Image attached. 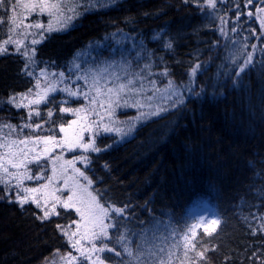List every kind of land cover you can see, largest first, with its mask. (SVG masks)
<instances>
[{
  "label": "trees",
  "instance_id": "16d2710c",
  "mask_svg": "<svg viewBox=\"0 0 264 264\" xmlns=\"http://www.w3.org/2000/svg\"><path fill=\"white\" fill-rule=\"evenodd\" d=\"M89 2L79 1L83 16L69 25V31L53 32L49 39L36 46L38 63L34 71L37 75L45 67L40 61H56L57 66L49 67L47 72L64 71L67 76V62L77 53L76 63L92 58L118 61L121 48L133 68L139 70L148 62L147 53L145 60L137 61L138 50H131L130 40L122 41L119 35L104 40L105 36L111 37L121 30L137 41L143 40L147 49L155 50L152 59L157 67L152 71L163 70L159 57H165L173 73L165 78L166 82L172 79L186 83L190 68L197 64L203 66L195 77L196 91L204 89L202 99L188 100L180 111L170 109L159 113L137 126L123 141L118 135L102 134L108 138L98 141L99 146L112 144L113 147L91 165L95 176L105 179L99 187L110 186L117 200L128 202L133 213L145 222L149 220V213L142 206L154 195L149 208L161 219H166L162 212L167 210L185 218L209 212L220 220L209 243V247L216 249L208 253L211 264H260L264 260V231L260 230L264 223V53L261 52L264 42L257 37L264 33L254 19V7H244L245 0H219L215 11L202 10L194 4L185 6L184 0H117L112 7L103 8L101 4L105 0H91L95 7L85 10L84 5ZM200 2L203 4V0ZM237 4L243 12L239 24ZM3 11L0 8V13ZM249 11L252 17L247 15ZM220 17L227 22L226 35L221 34ZM129 18L135 23H125ZM7 27V24L0 27V41L7 38ZM232 27H237V31L233 32ZM162 30L164 39L171 37L172 51L165 52L163 42L152 39ZM97 42L109 47L97 49ZM253 44L257 46L255 50ZM7 47L9 54L0 55V124L13 125L20 131L22 125L32 123L29 136L37 131L47 134L45 129L52 126L44 124L49 119V100L61 98L56 93L44 104L19 109L9 105L10 94L25 93L36 81L21 74L23 57L16 53L14 46ZM236 53L245 58L247 53L253 54V64L242 74L239 87L233 86L239 69L234 68L230 55ZM243 62V58L238 60L239 64ZM233 68L231 78H226L225 73ZM72 80L69 86L74 89ZM17 99L28 103L26 99ZM82 103L81 100L68 106L78 107ZM36 112H40L43 119ZM54 115H61L58 105ZM63 115L70 119L71 114ZM36 123L44 127L36 130ZM12 131L7 127L0 129L1 139ZM104 164L109 166L110 172L103 169ZM12 195L14 199L15 193ZM52 219L51 225L41 223L30 210L21 211L14 203L0 201V264H63L60 256L55 255L56 250L63 253L71 249L54 229L55 223L68 224L69 221ZM130 226L139 230L144 225L133 220ZM198 232L209 241L202 228Z\"/></svg>",
  "mask_w": 264,
  "mask_h": 264
},
{
  "label": "snow or ice",
  "instance_id": "6c2138e0",
  "mask_svg": "<svg viewBox=\"0 0 264 264\" xmlns=\"http://www.w3.org/2000/svg\"><path fill=\"white\" fill-rule=\"evenodd\" d=\"M218 2L219 0H203L202 4L200 0H184L185 6L194 4L202 10L211 8L213 11L216 10ZM116 3L117 0H105L101 7L110 8ZM260 4L264 5V0H260ZM249 6L256 9V18L260 21L261 30H264V17L261 16L264 13V7L258 6L256 0H245L244 7ZM79 7L78 3L68 7L64 0H15V3H12V0H0V8L4 9L3 13H0V27L8 25L7 38L0 41V55L9 54L8 45L14 46L16 53L24 59L21 74L36 81L27 92L10 94L7 103L18 109L28 108L29 105H39L44 102L48 99L49 93H66L67 97L75 98L57 101L55 97H52L49 100L51 105L47 111L49 119L45 120L44 124L52 126L45 129L47 134H39L37 131L35 135L25 139L12 140L9 144L0 143V148L9 149L6 156H0V185H3L0 189V201L14 203L20 207L21 211L30 210L32 216L41 223L51 225L54 223L52 217L66 218L69 221L68 224L55 223L54 229L66 239L67 246L71 249L63 253L59 249L56 250L55 255L60 256L63 264H211L208 253L216 249L209 247V243L212 233L220 223L219 219H208L204 215L185 218L182 214L177 216L171 210L163 211L162 214L166 219H161L160 216L153 214V209L149 208L155 199L154 195L142 206L148 211L149 220L147 222L140 220L133 213V207L128 202L117 200L110 186L99 187L105 183V179L102 176H95L91 167L94 160H98L103 153L113 147L112 144L105 145L103 148L99 146V142L108 138L102 134L115 133L123 141L134 130V125L131 123L127 127L117 126L123 122L115 119L116 109L135 108L139 112L146 106L143 102L144 94L147 92L144 87L145 81L151 85V90L155 93L159 91L158 79L173 75L165 57H159L164 65L163 70L159 73L152 71L157 67L152 59L155 56V50L147 49L143 40L137 41L135 37L121 30L118 33H112L111 37L105 36L104 40L115 39L118 35L122 41L130 40L131 50H138L135 57L137 61L145 60V53H147L148 62L144 63L139 70L133 68L132 61L127 60L121 48L120 60H106L101 65H97L93 60L90 67H82L81 64L76 63L79 56L77 53L67 62V76L64 71L47 72L49 67L57 66L54 60L40 61L45 67L40 69L39 75L34 71L38 63L36 46L49 39L53 32L69 31L68 22L83 16ZM92 7H95V3L91 0L84 5L85 10ZM66 9L72 15H65ZM235 11L237 24H239L243 16L239 4ZM45 14L49 17L46 25L41 19L36 18L43 17ZM201 14L203 15L204 11ZM247 15L252 17L253 13L249 11ZM30 18H33L31 22H29ZM125 23H135V21L129 18ZM220 23L221 34L226 35L224 25L227 22L220 17ZM231 30L236 32L237 27H232ZM18 36L24 38L31 36V48L25 45L24 39L15 38ZM257 38L264 42V35ZM152 39L162 41L165 52L173 50L171 37L164 39L163 30L155 33ZM245 39L247 40L248 37ZM108 47L106 43L97 42L96 44L97 49ZM256 47L255 44L252 45L253 50ZM261 52L264 53V49H261ZM230 55L234 68L239 69L236 71L233 86L239 87L242 74L253 64V54L247 53L246 58L242 57L241 53ZM241 58L244 59L243 64L238 63ZM201 67L203 66L197 64L190 68L189 81L186 83L168 80L162 94L168 108H158L155 112H140L136 119L139 121L146 116H159L161 111L170 109L180 111L186 107L188 100L202 99L204 89L197 92L195 88V77ZM234 68L225 73L226 78H231ZM73 76H75V82L83 81V85L76 83L75 90L69 86ZM32 95L36 98L31 99ZM17 97L20 101L28 100V103L19 102ZM153 99L155 96L147 97L149 102ZM81 100L83 103L78 107L68 106L71 103H80ZM57 105L61 114L59 117L54 115ZM147 107L150 109L151 104L149 103ZM63 114H71L75 118L67 119ZM36 115L43 119L40 112H36ZM31 117L32 112L29 111V119ZM4 127L15 130L13 125L0 124V129ZM24 127L33 129V124L27 123L21 126V128ZM34 127L40 130L44 126L36 123ZM30 144L34 147L29 148ZM16 145L25 147L14 152L12 149ZM36 145H43V147L38 149ZM56 149L59 153L54 151ZM73 150H80V152L77 154ZM65 151L72 154L71 159L65 158ZM92 154H96L94 158ZM30 164L34 165L37 171L29 168ZM78 164L84 165V168L81 169ZM102 167L106 172H110L107 164ZM26 180L34 181L36 186H26ZM13 193H15L14 199ZM59 209L64 211L60 212ZM189 219H192L191 223L188 222ZM133 220L144 226L139 230L133 229L130 226ZM72 225H75L74 229ZM200 228L203 229L204 236L209 237V241H205L200 236L198 232ZM260 230L264 231V223L261 224ZM253 231L255 232V229ZM260 264H264V260H261Z\"/></svg>",
  "mask_w": 264,
  "mask_h": 264
},
{
  "label": "rangeland",
  "instance_id": "374dc122",
  "mask_svg": "<svg viewBox=\"0 0 264 264\" xmlns=\"http://www.w3.org/2000/svg\"><path fill=\"white\" fill-rule=\"evenodd\" d=\"M14 1H15V0H14ZM79 1H81V0H64V3H65L68 7H70V6H72L73 3H78V4H79ZM256 4H257L258 6H262V7H264V5H261V4H260V0H256ZM79 10H80V7H79ZM80 11H81V10H80ZM65 15H72V13H71V12H68L67 9H66V11H65ZM261 16L264 17V13H262ZM36 18L41 19V21H42L45 25L47 24L48 19H49V17L47 16V14H45L43 17H36ZM32 19H33V18H30L29 22H31ZM254 19L256 20V22H257V26H258V28L260 29V31H261L262 33H264V30H261V28H260V21L256 18V9H255V8H254ZM74 21H75V20H74ZM74 21H69V22H68L69 25H71ZM54 25H55V21H54ZM226 25H227V24H225L224 26H226ZM32 31H36V30H32ZM17 38H18V39H21V38L24 39V43H25V45H27V46H29V48H31V46L29 45V44H31V39H32L31 36H28L27 38H24V37H20V36H18ZM36 38L39 39V37H36ZM37 46H38V45H37ZM100 58H101V57H100ZM101 59H102V58H101ZM101 59L99 60V59L92 58V59H90L89 61H87V60H85V59H81V60L78 62V64H81L82 67H89L87 63L92 64V61L94 60V61L96 62L97 65H101L102 62H103V61H101ZM153 79H157V77H153ZM72 81H73V83H74V82H75V78H74ZM158 81H161L162 84L157 83V87H158L159 91H158V92H155V93L151 90V85L148 84L147 81H145V83H144V87L147 89V92L144 94L143 102L145 103L146 106H145L144 108L140 109L139 112H138L137 109H135V108H132V109H127V108H125V109H120V108H118V109H116V116H115V119H117V120L123 122V123H121V124H118L117 126H119V127H127V126H129V124L131 123V125H134V130H135L136 127L139 126L140 124H142V123H144V122H146V121H148V120H150V119L156 117V116H146L144 119H141V120L138 121L136 118H137V116L140 114V112H144V113H147V112H149V111H153V112H155L158 108H160V109H165V108H167L168 104H167L166 100H164V99L162 98V94H163V92H164V90H165V88H166L168 82H166V79H165V78H161V77L158 79ZM41 83H42V84L44 83V80H43V79L41 80ZM76 83H79V84H82V85H83V81L75 82V83H74V90H75V87H76ZM163 85H164V86H163ZM137 86H139V85H137ZM52 94H56V93H49V96L52 95ZM58 95H59V97H60L61 99H68V97H66V96H67L66 93H58ZM148 96H155V99H153L152 101L149 102V101L147 100V97H148ZM70 99H75V98H70ZM46 100H47V99H46ZM46 100H45V101H46ZM45 101H44V102H45ZM44 102H42L41 104H44ZM149 103L151 104V108H150V109L147 107V105H148ZM155 109H156V110H155ZM161 112H164V111H161ZM161 112H160V113H161ZM35 114H36V113H35ZM69 118H70V119H74L75 117H73L72 115H70ZM29 121H30V120H29ZM30 122H31V121H30ZM34 129H35V127H34ZM134 130H133V132H134ZM31 131H32V129H28L27 127L22 128L20 131H18V130H13L12 132H9L10 135H7V137H5L4 139H1V137H0V143H3V144H9L12 140H21V139H25L26 137L29 136V134L31 133ZM133 132H132V133H133ZM9 133H8V134H9ZM111 135H116V134H115V133H111ZM128 137H129V136H128ZM126 138H127V137H126ZM24 147H25L24 145H16V146L13 147L12 150H13L14 152H16V151H19L20 148H24ZM28 147L31 148V147H34V146L30 144V145H28ZM35 147H37L38 149H42L43 145H36ZM54 151H56L57 153H59V150H58V149H56V150H54ZM73 151H74V152H77V153L80 152V150H73ZM8 152H9V149H8L7 147L0 148V156H6V155L8 154ZM64 156H65L66 159H71V158H72V154L69 153V152H67V151L64 152ZM42 159H43V158H42ZM81 166H83V165L78 164V167H81ZM29 168H31L33 171H37V169H35V168H34V165H32V164L29 165ZM81 169H82V168H81ZM11 170H12V171H15L14 169H11ZM49 174H50V167H49ZM25 185H26V186H29V187H34V186H36V184H35L34 181H27V180L25 181ZM0 186L3 187V185H0ZM74 215H75V214H74ZM204 216H206L208 219H212V218H214V217L212 216V214L209 213V212H206V214H204ZM72 228L74 229V228H75V225H72Z\"/></svg>",
  "mask_w": 264,
  "mask_h": 264
}]
</instances>
